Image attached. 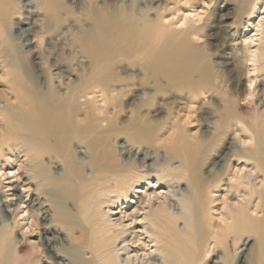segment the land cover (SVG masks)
Returning <instances> with one entry per match:
<instances>
[{
  "label": "bare ground",
  "instance_id": "1",
  "mask_svg": "<svg viewBox=\"0 0 264 264\" xmlns=\"http://www.w3.org/2000/svg\"><path fill=\"white\" fill-rule=\"evenodd\" d=\"M36 1L42 24L0 0V264H264V21L254 48L223 54L218 74L194 27L133 1H86L58 54L37 52L32 37L65 21L50 11L61 0ZM154 177L169 191L140 196L135 211L148 206L154 248L131 253L149 244L135 214L124 225L111 206ZM13 189L11 213L1 195Z\"/></svg>",
  "mask_w": 264,
  "mask_h": 264
},
{
  "label": "rangeland",
  "instance_id": "2",
  "mask_svg": "<svg viewBox=\"0 0 264 264\" xmlns=\"http://www.w3.org/2000/svg\"><path fill=\"white\" fill-rule=\"evenodd\" d=\"M27 1L28 0H19L18 5L20 6L23 14L26 13L22 17L25 16L26 18L30 19V21L34 20L38 23L41 22L40 24H42V22L45 20L43 18H45L46 17L45 15L47 14V8H44L36 0L35 1L29 0V2L31 1L30 3ZM61 1H62V3H64L63 9H60V7H56V6H51L50 11H52V9L55 8V12H57L58 15L60 14L61 18L64 19V21H65L64 24L66 25V26H64V24H63L62 29L64 28L63 29L64 31L61 29V31L58 34H56V33L49 34L50 37H49V35H45V37H48L49 39L45 38L43 35H41L39 33L38 34L40 35V37H39V35L36 36L37 38L33 36L32 41H35L34 42V46H35L34 49H36V46H37V49H36L37 52H42L43 50H41V49L45 48V50H47V52L54 51L53 54L54 53L58 54L59 51H58V48L56 47V46H58L57 44H61V42L62 43L67 42L68 40H64V39H70L69 37L72 36L71 35L72 29L77 27L76 23H78V21H81L85 17L83 15V13H86L84 3L86 1L88 2L89 0H61ZM93 1L96 2L98 5L100 4L101 6L110 4L108 2L103 3L102 0H93ZM111 1H113L112 5L127 4V3H131L133 1L131 3V5L132 4L134 5V9H136V7L138 8V7H142L144 5L143 6L144 8L147 7L144 10H147V9L151 10L152 12L149 11L150 17L151 16L153 17V15H154V17H156L157 14H161L162 17L165 18L166 22L172 23L174 27H177V28L194 27L195 33H193L192 39L196 42V44L198 43L199 45H202L204 47L205 51L209 54L211 66L214 68V71L218 74H221V71H222V68H221L222 64L221 63L225 60L222 57L223 54L225 55L226 53H228V54H230V56L231 55L233 56L234 53L241 54L242 50L244 51L246 49V47H251V48L253 47L254 48L256 42L255 43L253 42L254 43L253 44L252 39H256L257 37H259V35H258L259 32L257 31V28L259 25L258 23L261 21H264L263 20L264 19V0H160L158 2H155V0H151V1L150 0H148V1L147 0H126V1L124 0V2H123V0H118V1L110 0V2ZM128 1H130V2H128ZM162 1H164L165 3H163ZM187 1H189V2H187ZM71 2H72V4H71ZM76 2H77V4H76ZM81 2H82V4H81ZM152 4H154V5H152ZM32 5L33 6L37 5V7L36 6L33 7ZM149 6H151L153 10ZM27 7H29V8L33 7L32 8L33 10L31 8L27 9ZM36 9H39V10H36ZM44 9H46V10H44ZM34 10H36V11H34ZM38 12L40 14H38ZM61 12H63V13H61ZM155 12H156V14H155ZM41 13L43 14V16ZM36 14H38V15L36 16ZM185 16L188 17L187 18L188 20L186 19V21H185L186 23L185 22L183 23V19ZM40 27H41V25H40ZM40 27L38 26V28H40ZM71 27H73V28H71ZM68 29L70 30V34L66 35V33H64V32ZM51 35H55L56 37L55 36L52 37ZM65 36H67L68 38H66ZM52 38L54 39L55 42L53 41ZM223 38H226L229 41L228 46L219 49L218 44L221 42V40H223ZM59 39H60V41H59ZM57 41H59V42H57ZM38 43H39V45H38ZM250 44H251V46H250ZM38 46H42V47L38 48ZM59 47H61V46L59 45ZM48 48L50 49V51ZM37 52L34 54V57L38 56ZM35 61L39 62L40 60L35 59ZM243 68L245 71L246 70L248 71L251 67H250V65H248V66L243 65ZM61 69H63V68H61ZM59 71H60V69L59 70L57 69V70H54L53 72L57 73ZM127 73L129 74L132 72L128 71ZM65 74H67V75H65ZM65 74H63L62 76H64V80H65L66 84H68L70 77H74V76L70 75V77H69L68 73H65ZM0 75H1V73H0ZM71 79H73V78H71ZM138 81H139V78L136 79V77H134V80L132 82L137 84ZM229 83H230V81H229ZM229 83H227L228 88L230 86ZM247 85H248L247 78L244 77L242 82H241L242 88L240 89V91H243L244 89H246ZM203 97L205 99H207L208 95H204ZM132 98H134V96ZM204 98L200 101L204 102V100H205ZM171 99H173V98H171ZM130 100H128V101H130ZM241 103H242V105L245 106V107L243 106V108H242V110L244 112L247 113V112H251L253 110V106L249 102H247V100H241ZM126 104H127V106H130V105H128V102ZM190 104H192V103H190ZM200 104L201 103H199V102L196 104H193L194 110L196 108H198V106ZM184 114H185V111H182V113H181V115H183L182 119H185ZM161 115L162 116L165 115V112H162ZM194 115H196V114L194 113ZM195 124H198V123L196 122ZM196 126L197 125H195V127H192L190 125V128H191L190 132H196L198 129H200ZM206 128H208V127H204V129H206ZM168 134H169V132L164 131L162 136L166 137ZM123 141L124 140L120 138L117 140L116 143L122 144ZM218 148H220V145H218ZM119 150H120V148H119ZM135 152L136 151H134L133 153L135 154ZM209 159H210V157L208 158V161L205 164V168H208L211 165ZM149 162L150 163L152 162L151 159H149ZM148 173L153 174L154 172L148 171ZM151 181H152V183L149 186L147 184L146 185L145 184L140 185L138 188L140 190L139 192L130 193V195H129L130 201L128 200L129 202H121L120 204H116L114 206H111L112 212H113L112 213V219L114 221H120L124 225L128 224L131 226V224H132L131 222L134 220L133 214H135V211L137 209L138 200H139L140 196H145L148 193H151V194L155 193V194H160L159 198H163V195L167 194V192L169 190H168V185L165 182L157 183V179L155 177L152 178ZM182 185H185V184H182ZM17 190H16V192L14 189L9 190L7 192V195L5 193L1 195L3 200H7L8 204L6 206V209L11 213L13 212V209L15 206L14 203L17 201L16 195L14 193H21V190H19V189H17ZM24 199H25V197L23 198V200ZM172 199H174V201H176L175 197ZM131 200L133 202H131ZM153 201H158V200L154 198ZM106 206L108 207V204H105V208L107 209ZM140 208L142 210H140L139 213L135 214L136 221L132 224V226L133 225L135 226V229L137 231H139V233L142 234V238H144V240H146V242L149 245L142 246V248H141V246H135L134 245V247L131 248V253H134L136 251L138 253H141V252L144 253V252H148L149 250H152V248H154V244L149 241V237L147 234H145V231H144L145 227L148 229L151 228L148 221L146 219H143V217L145 215V211L148 209V206H146V205L142 206L141 205ZM143 208H145L146 210L143 211ZM35 213L39 214V212H37L36 210H35ZM39 215L41 216V213ZM143 231H144V233H143ZM63 236L65 237V235H63ZM35 239L38 241L37 237ZM243 240L247 241V238H244ZM251 242H253V240L250 241V243Z\"/></svg>",
  "mask_w": 264,
  "mask_h": 264
}]
</instances>
